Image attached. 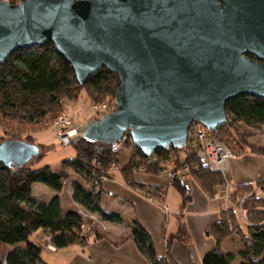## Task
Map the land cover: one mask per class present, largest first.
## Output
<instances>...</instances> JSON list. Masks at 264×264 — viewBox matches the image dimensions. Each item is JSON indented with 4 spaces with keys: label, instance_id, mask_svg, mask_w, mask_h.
Segmentation results:
<instances>
[{
    "label": "water",
    "instance_id": "obj_1",
    "mask_svg": "<svg viewBox=\"0 0 264 264\" xmlns=\"http://www.w3.org/2000/svg\"><path fill=\"white\" fill-rule=\"evenodd\" d=\"M48 42L80 86L102 69L120 79L115 110L85 128L88 142L129 134L146 157L184 149L194 123L212 133L226 124L230 100H264V0H0V65ZM40 152L2 141L0 166Z\"/></svg>",
    "mask_w": 264,
    "mask_h": 264
},
{
    "label": "trees",
    "instance_id": "obj_2",
    "mask_svg": "<svg viewBox=\"0 0 264 264\" xmlns=\"http://www.w3.org/2000/svg\"><path fill=\"white\" fill-rule=\"evenodd\" d=\"M119 87V77L107 69L92 75L85 85L93 102L98 101L96 96L111 95L116 98ZM81 90L73 68L58 53L53 43L17 50L0 65V129L3 131L0 142L15 139L34 144L30 136L23 139V133L28 130H48L53 119L62 111L63 98L77 100ZM226 114V124L219 127L215 135L220 137L224 133L228 139L235 140L242 151L236 156L246 151L264 154L263 148L256 149L247 142L239 141L236 134L238 124L250 128L264 126V100L236 97L227 103ZM127 137L130 141L129 134ZM73 147L75 156L63 160L58 171L48 165L37 167L46 158L41 147L38 157L22 168L0 166V247H14L0 255V264H47L42 259V247L31 241L32 235L40 230L48 233L51 244L57 249L72 245L85 247L90 241L106 238L93 221L83 219L77 211L63 214L59 196L48 203L35 199L32 196L34 184H43L60 193L72 174H77L80 180L73 186L74 202L87 212L98 215L101 221L122 223L119 214L106 212L101 207L103 182L100 178L106 177L111 165L117 163L116 153L110 145L84 139L74 142ZM171 157L183 160L193 179L210 196L224 182L221 173L201 165L191 143L184 149L158 150L151 157L138 151L121 168L122 179L127 186L161 200L162 195H165L163 190L147 189L136 184L134 174L141 168L155 175L167 173ZM94 182L98 183V187ZM263 184L264 181H259L255 186ZM173 185L182 196L183 209L190 201L189 190L180 185L177 179L173 180ZM255 186L242 184L235 187L230 195L231 205L222 212L220 220L209 231L216 241V247L204 255L203 264H233L235 255L224 253L222 244L234 234L241 239L242 244L238 264H264V195L260 197L254 194L244 200L243 211L248 213L251 220L248 222L246 219V226L238 220L235 209L236 200L240 202L239 198L253 192ZM83 224L91 228L88 235L81 233ZM129 239L134 241L148 264H178L171 255L172 245L191 241L185 224L180 222L177 232L166 236L165 255L158 257L149 233L136 220L132 221L131 233L123 241Z\"/></svg>",
    "mask_w": 264,
    "mask_h": 264
},
{
    "label": "crops",
    "instance_id": "obj_3",
    "mask_svg": "<svg viewBox=\"0 0 264 264\" xmlns=\"http://www.w3.org/2000/svg\"><path fill=\"white\" fill-rule=\"evenodd\" d=\"M89 121L86 120L83 127L87 126ZM126 163L127 161L123 165ZM78 179L80 180L77 174H72L60 193L43 184H34L32 196L46 203L59 196L63 214L77 211L81 207L73 200V186ZM224 179L229 184L230 193L237 185L255 186L259 181H264V154L246 151L241 156H233L226 165ZM134 181L147 189L163 190L164 200L151 199L139 190L127 186L120 171L115 172L111 179L101 185L103 192L101 207L106 212L119 214L122 223L106 222V230L103 231L106 238L90 241L85 247L72 245L57 249L51 245L52 248H48L44 241L46 249L44 251L43 246L36 243L42 247L43 261L47 264H148L133 240L123 241V238H127L131 233L132 221L136 220L149 233L158 257L165 255L166 236L176 233L179 223L183 222L191 241L188 244L175 242L171 248V255L178 264H203L204 255L216 247V241L209 235V231L220 220L229 203L224 198H214L215 193L208 195L192 179L187 185L190 201L182 209V196L168 173L155 175L137 172L134 174ZM81 182L84 180L81 179ZM258 187L264 189V184ZM162 202H165L168 212L164 211ZM42 232L44 236H49L47 232ZM229 240L232 238L222 244L224 253H231L225 248Z\"/></svg>",
    "mask_w": 264,
    "mask_h": 264
},
{
    "label": "rangeland",
    "instance_id": "obj_4",
    "mask_svg": "<svg viewBox=\"0 0 264 264\" xmlns=\"http://www.w3.org/2000/svg\"><path fill=\"white\" fill-rule=\"evenodd\" d=\"M3 1H6V0H3ZM10 1H13V3L19 4L21 2H24L25 0H10ZM95 98H97L98 101L93 102L89 96L88 91L85 89V86H84L82 87V90L79 92V97L77 100H69L67 98H63L62 111L59 115H57L58 117L56 119H53L54 121L51 122L48 130H43V131L28 130L23 133V139L26 138L27 136H30L32 138L31 139L32 142L40 146L43 153L46 154V158H44V160L40 164H38L37 167L48 165L54 171H58L60 169V166L63 160L70 159L75 156V149L73 147L74 142L80 139L85 128L90 123L101 119L105 115L115 110L116 98H114L113 96L105 95L102 97L96 96ZM61 116H63L69 121V124L67 125L66 129L56 127V121ZM86 120H90L89 121L90 123L87 126L83 127L84 126L83 123ZM203 128L205 129V127H203L200 123L193 124V126L190 128V131H189L188 144L192 143V141L195 139L196 134L200 130H204ZM236 129H237L236 134L238 135L239 141L242 140V142H247L249 145L253 146L256 149L257 148L264 149V126H260L258 128H250L243 124H238ZM68 133H71V135L68 136L70 142L68 145H66L62 142L61 136L59 137V135L62 134L63 136L64 134H68ZM210 134L213 137L211 139L214 140V143L215 141H218L221 144H224L226 146V148L230 151L232 155L231 158L233 156H236L235 155L236 153L242 152L240 151L241 148L239 146L237 147V143L235 142V140L228 139L224 133H223L224 135L221 133V136H220L223 141L220 139L219 136L215 135V132L214 133L210 132ZM1 135H3L2 129H0V136ZM118 145H119V149H118V152L116 153L117 163H113L111 165L110 169L108 170L110 175L108 176V178L106 177L102 179L101 180L102 182L108 179H111L113 177V174L115 172L120 171L122 168L121 166L126 161L128 163L130 159L133 156H135L138 152V150L133 145L132 140L129 141L127 135L124 137V139L121 142L118 143ZM180 164H181L180 161L177 160L176 157H171V162L169 163L168 167L169 168L176 167L178 168V170L185 168V165L184 167L182 166L181 168ZM112 166H115V167H112ZM139 172L146 173V171L142 168L140 169ZM222 178L224 182L222 185L217 187V189L218 191L226 192L227 190L226 179H224L223 175H222ZM192 179L193 177L190 174V180L192 181ZM231 193L229 192V200H228L229 206L231 205L230 204L231 203V197H230ZM254 194L261 197L264 195V189L262 187L261 189L257 187V189H254L253 192H250V194L246 195L244 198L240 197L239 198L240 202L239 201L237 202V200L235 202L236 204L235 209L237 212V217L243 226H246V223L251 221L248 213L246 211H243L244 200H246L247 198L251 197ZM78 210H84V209L81 207ZM85 217H86V220L93 221V223L98 227L97 229L99 231L103 232L104 230H106L107 223L104 221H101L98 215H94V216L85 215ZM85 217H82V218L85 219ZM246 219L248 220V222ZM230 238H232V240L231 241L229 240L227 242L225 248L230 250L231 253L235 255V260L233 264H238L240 262L239 252L241 251V247H242L241 239L235 234ZM31 241L41 244L44 248V251L46 250L45 246L48 247L49 245H52L51 237L44 236L41 230L37 231L36 233L32 235ZM44 241H45V246H44ZM20 246H23V244H21ZM13 248H14L13 246H7V245L1 246L0 255H3L8 250H11ZM45 256H47V253H45Z\"/></svg>",
    "mask_w": 264,
    "mask_h": 264
},
{
    "label": "built area",
    "instance_id": "obj_5",
    "mask_svg": "<svg viewBox=\"0 0 264 264\" xmlns=\"http://www.w3.org/2000/svg\"><path fill=\"white\" fill-rule=\"evenodd\" d=\"M3 1V0H1ZM4 2H8L11 4H14L13 1L10 0H6ZM69 124V121L64 118L63 116H61L57 121H56V127L59 128H63L66 129L67 125ZM204 127V126H203ZM204 129V128H203ZM71 133L68 134H64L62 136V134L59 135V137L61 136V140L64 144L68 145L70 140L69 137ZM213 138L212 135L210 134V131L205 128L204 130H200L196 136L195 139L192 141V145L195 147V152L197 155V158L199 159L200 163L202 166L207 167L208 169L212 170V171H216L219 172L223 175L226 172V165L228 163V161L231 158V153L230 151L226 148V146L224 144H221L218 141H215L211 139ZM119 149V145L118 144H114L112 145V150L117 153ZM153 156V155H151ZM149 156V157H151ZM180 166L182 168V166L184 167L185 163L183 162V160H180ZM115 167V166H112ZM168 175L171 177V179H177L180 183V185L182 186H186L190 183V171L189 168L187 166H185V168L178 170V168L174 167V168H169L167 171ZM94 177H96L95 175H93ZM109 174L106 176L108 178ZM106 177H102L100 178L101 180L106 178ZM97 179V180H100ZM95 186L98 187V183L94 182ZM226 185H227V190L226 192L223 191H218L215 192L214 198L216 199H225V201L228 203L229 200V184L226 181ZM163 195L161 198V201H163ZM151 199H154L153 197H150ZM164 211L168 212V208L165 205V202H162ZM229 208L226 207V210ZM81 217H85V215H90V216H94L96 214H91L89 212H87L86 210H78L77 212ZM86 219V217H85ZM81 233L83 235H88L91 231V228L89 225L83 224L82 228H81ZM48 248H52L51 245L48 246Z\"/></svg>",
    "mask_w": 264,
    "mask_h": 264
}]
</instances>
